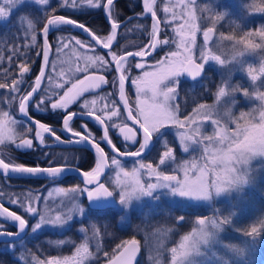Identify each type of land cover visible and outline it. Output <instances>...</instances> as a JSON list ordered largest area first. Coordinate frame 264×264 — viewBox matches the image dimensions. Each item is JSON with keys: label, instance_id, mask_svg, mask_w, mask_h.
Listing matches in <instances>:
<instances>
[{"label": "snow or ice", "instance_id": "snow-or-ice-1", "mask_svg": "<svg viewBox=\"0 0 264 264\" xmlns=\"http://www.w3.org/2000/svg\"><path fill=\"white\" fill-rule=\"evenodd\" d=\"M115 2L116 0H60L58 6L53 8L51 0H0V22L8 23L16 14L19 26L14 40L23 41L19 44L13 43L11 54L8 56L9 61L14 58L19 60L16 65L19 79H12L11 87L7 82L0 83V89L9 90L11 99L7 102L18 103L22 119L18 121L13 119L9 112H0V145L11 141L15 145L14 150L24 153L41 151L46 161V164L27 165L16 162L15 158L0 152V177L8 181L13 176H38L53 183L66 172L74 171L82 177V186L78 184L55 189L61 197L59 206H56L55 202L48 203L51 193L49 196H43L29 190L27 193L16 194L5 192L3 187H0V220L4 221L0 223V238H9L13 248L16 247V242H20L22 250L18 257H14L16 264L21 261L29 264V256L31 264H88L90 259L98 261L99 254L103 251L99 241L107 231V226L102 230L98 222L107 220L111 209H119V222L123 228L134 211H141L145 217L160 214L161 209L156 206L163 198H167L169 207L164 211L169 216L172 212L179 211V215L171 218L176 225H182L188 219L184 209L200 208L204 204L212 206L218 198L227 197L231 200L235 194L237 199L231 204L235 211L229 210L225 214L224 210L215 208L211 216L197 215L192 221L191 230L180 236L170 248L165 247V241L175 229L161 227L157 228L155 233L160 237L158 257L167 252L170 264H208L213 258L217 264H234L232 259L220 254L218 247L223 248L231 257L243 259L246 253L254 252L259 239H264L262 218L250 228L235 229L243 237L242 242L225 243L222 240V234L234 225L239 212L238 203L244 198L246 188L254 186L257 181L254 163H259L261 169H264V91L259 90L264 87V80H261V77H264V57L261 58L258 70L251 64L245 68V61L242 59L248 53L264 51V25L245 31L242 35L220 33L219 39L232 42V49L230 53L225 54L221 48L218 54L209 42L213 40L217 31L216 25L224 18V14L215 13L208 6L200 8L196 0H177L171 6L165 4L164 23L173 26L175 36L160 39L162 21L156 8L157 0H143L142 13L129 17L128 23L140 16L150 15L152 29L148 34V43L136 45L138 50L135 51L128 50L127 47L122 51H115L113 49L119 29L125 27V22L119 18V14L113 12ZM249 7L253 12L264 13V0ZM60 9L103 11L110 26L107 39H101L94 30L71 16L57 14ZM198 11L207 12L208 15L198 16ZM36 12L42 15L37 16ZM169 15L170 20L167 19ZM203 20L209 21V26L203 29L204 44L197 58L192 52L196 33L200 30V21ZM41 21L43 27L38 32L37 27ZM64 26L82 30L91 39L59 35L54 43L51 42L50 33L62 31ZM236 27L239 28V25ZM143 29L144 26L137 23L127 30ZM21 30L22 36L19 35ZM41 33L42 47L38 43ZM256 38H259V42ZM2 39L7 37H0V40ZM172 43L176 45L177 50L169 51L156 62L159 70L144 71L147 63L145 58L150 57L157 48ZM97 46L107 49V53L96 54ZM33 48H39L36 55L42 56L43 62L33 83L29 85L30 90H24V77L31 71L29 52ZM53 48L58 58L62 54H68L70 49L73 50L76 66H69L67 72L61 71L55 76L50 74L47 69ZM88 52L93 54L88 55ZM133 61L134 67L142 72L141 76L135 78L131 75ZM209 62H215L224 68L229 65L238 66L247 72L252 86L256 89L254 92L239 85L234 86L225 79L217 86L215 98L220 104L227 103L238 92L248 98L254 95L261 101L258 121L251 117L250 113L241 112L238 118H234L230 108L220 112L215 106L206 104H198L191 114L181 117L179 104L173 103L179 97V77L186 74L195 82L197 78H202ZM51 67L55 72L54 61L51 62ZM4 71L7 74L11 70ZM111 71L117 73L111 81L116 91L106 93L102 97L105 101L103 107L97 110V98L85 99V93L96 92L108 84L105 74ZM45 79L49 85L47 88L43 87ZM128 80L136 86L135 109L130 105L125 93V82ZM41 92L43 94L37 99ZM117 92L119 100L113 99ZM80 101H83L80 111L73 112L70 106ZM121 103L123 108L119 107ZM34 111L62 113L60 134L56 128L36 119ZM100 112L104 113L103 117ZM77 117L82 120L86 117L94 118L98 125L104 126L103 135L97 139L89 130L87 122L82 123L79 130L73 128ZM128 121H131L132 127ZM209 121L213 131L211 134H204L201 126ZM231 124H235V128L230 127ZM17 126L23 129L19 134L16 132ZM117 128L127 150L122 151L109 135L111 130ZM169 128L178 130L177 139L185 153L192 149L199 150L200 155L177 164L174 149L165 138V132ZM48 140H51V143H48ZM158 142L164 149L159 154L158 162H146L144 157ZM102 143L110 147L111 155L101 147ZM58 146L90 147L95 150L97 163L90 171H82L78 165L69 164L68 155L64 156L61 163L51 152L43 151L45 148ZM132 147L135 148L134 151L131 150ZM121 157L136 158L135 166L130 170L126 169ZM172 165L176 166L171 167ZM106 169L115 170V178L109 184L101 182V176ZM180 173H183V178ZM145 175L149 177L148 180L143 179ZM81 198H86L87 207ZM41 201L47 206L42 208ZM6 204L9 206H5ZM10 206L18 210H11ZM76 217L80 219L77 220ZM32 220H35V223H32ZM5 223H11L16 231L8 230ZM74 224L79 225L78 231L83 234V239L75 245L70 256L39 259L31 249L24 246L23 238L28 235L29 229L31 238L36 239L45 232L59 234L70 230ZM68 242L63 239L47 241L49 245L57 247ZM93 242L95 252L91 250ZM139 252L140 242L133 236L117 244L111 253L103 251V256L105 264H134ZM149 259L154 258L150 256ZM154 264H161V259L155 258ZM244 264H247V261Z\"/></svg>", "mask_w": 264, "mask_h": 264}, {"label": "rangeland", "instance_id": "rangeland-1", "mask_svg": "<svg viewBox=\"0 0 264 264\" xmlns=\"http://www.w3.org/2000/svg\"><path fill=\"white\" fill-rule=\"evenodd\" d=\"M59 2L60 0H51L52 7L53 8L57 7ZM176 2L177 0H162L161 2H159L160 3L159 12H160L161 21H162L161 23L162 38H164L165 36H167L168 38H173L175 36L173 26L171 24L164 23L166 17L163 12V7L165 6V4H168L169 6H171L172 4ZM196 3L200 8H204L205 6H208L212 8L213 12L224 14V18L221 19L219 23L216 25L217 31L213 36V40L209 42L213 50H216L218 54L221 48L224 50L225 54L230 53L232 49V42L222 41L219 39L220 33H223L224 35H230V34H241L242 35L243 32L245 31L255 30L256 28L264 25V13L253 12L252 9L249 7V5H252L254 3L259 4L260 0H196ZM63 10H66L67 12L70 11V9H63ZM176 10L180 11L181 9H176ZM35 15L40 16L42 15V13L36 12ZM197 15L207 16L208 13L207 12L201 13L198 11ZM167 19L170 20L171 16L169 15ZM237 25H239V28L236 27ZM208 26H209V21L207 20L200 21V30L196 33V41H195V45L193 47V52H192V54L197 58L200 56V52L204 44L201 40L203 29ZM26 27L27 25L25 23L24 28ZM256 40L257 42H259V38H256ZM176 50H177L176 45L174 43L163 46L162 51H161L162 54L157 61L161 60L165 56V54L168 53L169 51H176ZM81 52H84V50H81ZM87 54L89 55L90 53H87ZM262 57H264V51H261V50H257L256 53L246 54L244 57H242V59L245 61V68H247V66L251 64L254 68L258 70L260 67V61ZM52 61L56 63L55 72H53L51 63L49 67L50 71L48 70V72L50 74H53L54 76L56 74H59L61 71L67 72L69 66L73 68L76 66L75 53L71 49L69 50L68 54H62L59 58L57 56L53 57L51 62ZM156 62L146 65L144 71H148V72L158 71L159 69L156 67ZM81 66H83V59L81 60ZM229 69H231V71H229ZM205 72L203 73V76H202L203 80H201L200 82L197 81L195 84L194 83L189 84V87H188V88L194 87L195 85L202 84V83H209V82L214 83V88L210 93V100L208 102H200L198 104H206L209 106H215V108L220 112H223L226 108H230L232 116L234 118H238L241 112L250 113L251 117H255L256 121L259 120V109H260L261 101L256 99L254 95L251 98H248V97H245L242 92H238V93H235L234 97L232 99H229L227 103L222 102L220 104L217 103L216 98H215V93L218 90L217 86L221 85L223 80L225 79L229 80V82L234 86L239 85L242 88H248L250 92H254L256 89L252 86L251 79L247 75L246 71L241 70L238 66L234 67L232 65H229L227 68H224V67L217 65L215 62H209V64L206 66ZM131 75L133 78L139 77L142 75V72L141 70H138L137 72H134ZM3 79H6V78L4 77ZM179 80L180 81L182 80L181 76L179 77ZM261 80H264V77H261ZM0 83H3V82H0ZM259 83L260 81L257 82L258 85ZM9 87H10V84H9ZM28 87H26L25 90H27ZM47 87H49V85L46 80L44 88H47ZM127 89L130 95L131 106L133 107V109H135V106L137 103V92H136V86H134L131 83V80H128ZM259 90L264 91V87H260ZM8 91L9 90H7L6 93H8ZM6 93H5V96H6L5 99L8 98L7 96H9ZM42 93L43 92H41V94ZM99 96H101V94H96V96H94L95 98H97V105H96L97 110L103 107V104L99 102L100 100ZM93 98H90L88 100H92ZM5 99H4V103L6 102ZM141 99H143V97H141ZM233 99L235 101L234 103H233ZM173 103L178 104V101H174ZM197 105H195L194 107H196ZM194 107H192V109L184 116H188L189 114H191ZM0 112H8V111L7 110L5 111V109L0 108ZM15 113L16 111L14 110L11 111V113L9 112V114L12 116L13 119H16L19 121L20 119H18L15 116ZM184 116H182V118ZM241 123H243V121H241ZM201 127H202V131L204 132V134H211L213 131V127L210 121L205 122ZM230 127L235 128V124H231ZM16 132L19 134L20 132H22V130H19L17 126ZM177 132L178 130L175 128H169L165 132V138L168 141H170V138H171L172 141H174L176 145L177 153H175L174 151V155H175L177 164H180L186 160H191L194 157H198L200 155L199 150L193 151L192 149H190L189 152L187 153L183 151L182 147L180 146L179 140L177 139ZM11 143H12L11 141H6L5 144L0 145V148L3 147L4 145L5 147L9 146ZM155 146L156 148H162V150L160 149L159 154L163 152L164 149L159 142L156 143ZM52 154H53V157H56L59 160H64V156L69 155V152H67V150H59V151H55ZM159 154L155 157V162H158ZM149 156H152V155H149ZM123 164L126 169L130 170L135 166V159L124 161ZM175 166L176 165H172L171 167H175ZM253 167L257 170V181L254 186L246 188L245 193H244V198L239 201L238 203L239 212H237V215L235 217L234 225L232 227L227 228L226 232L222 234V240L225 243L242 242L243 237L237 231H235V229L250 228L253 225V196L255 197L256 195H259L264 200V197H263L264 194L260 193L262 191V188H264V169H261V166L259 163H254ZM165 170L167 171L168 169H165ZM180 177L183 178V173H180ZM114 178H115V170L109 169L107 172V175L104 178V183L109 184L111 183V180H113ZM143 179L148 180L149 177L145 175ZM152 179L154 180V177ZM58 187H64V186H60L56 183H50L44 186L42 189L40 188V189L31 191V192L34 194L43 195V196H49V193H51L48 203L53 204V202H55V205L59 206L61 197L55 191V189ZM67 187H71V186H67ZM27 192H29V190H22L18 194L27 193ZM253 193L255 195H253ZM236 199L237 198L234 194L231 200H229V198L227 197L218 198L215 204H213L212 206H208L207 204H204L200 208L184 209L183 211L187 214L188 219L182 225H176L174 223V220L171 217H174L175 215H179L180 212L179 211L172 212L171 216H169L164 211V209H167L169 207V205L166 202L167 198H163L161 203L156 206L157 208L161 209L160 214L158 215L153 214V215L145 217L141 211H134L130 214L128 221L126 222V226L123 228L127 229L128 224L131 223L130 222L131 220L141 223L135 229V235L138 237V240L140 242V247H141V253H142V257H141L142 263L141 264H154L155 258L161 259V264H170V256L167 254V252H165L162 257H158V252L160 250L159 249L160 237L155 234L157 228L171 227L175 229L170 234L169 238L165 241V247L170 248L173 246V244L176 241L179 240L180 236H182L183 234H186L187 232L191 230L192 221L197 216L195 212L201 215L200 212L207 211V214H204V215L211 216L213 209L220 208L224 210L225 214H227L229 210H232V211L236 210V209L231 208L232 202L236 201ZM82 203L84 204V201H82ZM40 206L44 208L47 205H45L44 202L41 201ZM84 206L87 207L85 204ZM112 210L113 211L110 210V213L111 212L114 213L113 220H112L114 221L113 226L117 228H122L119 222L120 215H121L119 209H112ZM132 215L134 217H132ZM243 218H246V219L242 220ZM76 219L79 220L80 218L76 217ZM109 220L111 221V219ZM111 222H109L108 220H104V219L98 222V226H100L102 230L105 225L107 226V231L103 233L102 238L100 239L99 243L103 251H107L109 253L112 252V250L116 247L117 244H120V242L116 243L112 247L111 252L107 250L108 249L107 246L108 244H110V241L111 240L113 241L115 239V236H113L114 231L112 229ZM32 223H35V220H33ZM78 227H79L78 224H74L70 230L63 231L59 234H56V236H60L61 234H67L68 236L66 238L64 237L61 239L69 241L68 243L64 245H60L58 247L54 245H49L47 243V241L51 239H48L47 237H41L40 242L41 243L44 242L43 244H46L47 246L56 250L57 252L55 253L51 254V252L49 253V249L43 250L42 248H39L41 247L40 243H35L33 245V248H29L28 247L29 241L32 239L30 229H29L28 235H26V237L24 238V246L27 249H31L32 252H34L38 256L39 259H46L51 256H59V257L70 256L72 255L74 251L75 245L79 244L83 239V234L78 231ZM52 234H55V233H52ZM0 249L3 250L4 252L9 253L7 257H3L0 260V264H16L14 257L19 256L22 250V246L20 242H16V247L13 248L11 242H8L5 244H2V246H0ZM91 250L95 252V242H93ZM217 250L220 252L221 255H225V258L232 259L234 264H244L245 261H247V264H256L257 261L260 262L261 264H264V260L263 262H261L259 258L257 259V254L255 251L246 253L243 259H238V258L231 257L229 254H226L223 248L218 247ZM103 251H101V253L99 254L100 258L98 261L96 259H90L88 261V264H98L102 262L103 260H105L103 256ZM150 256L153 257L154 259L150 260L149 259ZM28 259H29V264H31V256H29ZM20 264H24V262L21 261ZM208 264H217V262L213 258L211 261L208 262Z\"/></svg>", "mask_w": 264, "mask_h": 264}, {"label": "flooded vegetation", "instance_id": "flooded-vegetation-1", "mask_svg": "<svg viewBox=\"0 0 264 264\" xmlns=\"http://www.w3.org/2000/svg\"><path fill=\"white\" fill-rule=\"evenodd\" d=\"M161 1L162 0H157V5H156L157 11H158V15H159L160 19H161V15H160V12H159V7H160V3L159 2H161ZM142 5H143V0H116V2L114 3L113 12L114 13H118L119 14V18L121 20H123L126 17L129 18V16L133 17V16H136L137 14L142 13V11H143ZM87 10H89V9H87ZM83 13L84 12H80V10H76V11L70 10V11L67 12L66 10L60 9L57 14H61V15H65V16H71L72 18H75V17L82 18L83 16H81V15H83ZM84 17L87 19V21H84V22L80 21V22L84 23L90 29L94 30V32L101 39H105L106 40L107 36L109 35V32H110V26H109V24L106 22V20L104 18L103 11H101V10H89V13H86ZM128 18L125 19V21H124L125 22V27L119 29V34L117 36V42L115 43V46H114V49H113L115 51H122L123 48H125V47H127L128 50L135 51V50H138L136 45H141V44L148 43V40H149V35L148 34L151 32V21H150V19L148 17H139L137 19H132L131 23H128ZM137 23L142 24L144 26V29L143 30H135V31H128L127 30L129 28H132V26L137 24ZM74 33H76V32H74V31H72V30H70V29H68L67 27L64 26L62 31H52L50 33V41L54 43L56 37L59 36V35H71V36H74V37L79 38V39L88 40L85 37L81 36L80 34H78V33L74 34ZM161 35H162V32H161V25H160L159 38L163 39ZM39 45H40V43H39ZM162 47L163 46L157 48L152 53V55L150 57L145 58L146 61H147L146 65H149L150 63H155L159 59V57L162 54L161 53ZM84 51H86V50H84ZM107 51H108L107 49H100V48L97 47L96 54L103 55V54H106ZM88 53H90L89 55L93 54L92 52H88ZM55 56H56L55 49L53 48L52 52L50 54V63H51V60L53 59V57H55ZM38 59H39V56H38ZM109 59H110V57H109ZM136 59L139 60L138 57ZM134 64H135V61H133L131 74L134 73V72H137L139 70V69H136L134 67ZM49 67H48L47 71L49 70ZM37 68H38V65H37ZM36 72H37V69H36ZM26 75H28V74H26ZM105 75H106V79L109 81V83L104 85V86H102V89L97 90L96 92L85 93V97H84L85 99H90V98H93L94 96H96V94H101V96H99V99H100L99 102H101L104 105L105 101L102 99V97L106 93H110V92H115L116 91L115 89H113L112 84H111V81H112L113 77L116 76L115 75V71H111L109 73H106ZM31 81H32V79H31ZM45 81H46V79H45ZM45 81L43 82V87L45 85ZM189 83H193V82H189ZM127 88H128V81L125 82V93H126L128 99L130 101V95L128 93V89ZM42 94L39 93L37 95V99H39V95H42ZM113 99L119 100L118 92L113 97ZM81 103H83V101H80L79 103H77L75 105H71L70 106L71 110L73 112L80 111V104ZM17 105H18V103L15 104L16 108L14 109V111H16L15 116L18 119L21 120V118H19L17 116ZM130 105H131V103H130ZM119 107L121 108V104L119 105ZM56 114H59V118H57ZM33 115H34V117L36 119H39L41 122L47 123L50 126L56 128L57 129V133L60 134L61 129H62V122H61L62 121V113H52L51 111H47V112H35L34 111ZM100 115L103 117L104 113L100 112ZM84 122H87L89 130L93 133V135L97 139H99L101 137L100 129L97 126V124L95 122H93L92 120H90V119H83L82 120L81 118H75V121H74L72 126H73V128L79 130L80 125L82 123H84ZM128 124H129L130 127H132V125L129 123V121H128ZM18 128H19V130L23 131V129H21L20 127H18ZM117 129L111 130L109 135L113 139L114 143L122 151L127 150L125 148V143L120 139V137L118 135L115 134ZM65 135H67V134H65ZM50 142H51V140H48V143H50ZM101 147L104 148L106 153H109L111 155V153L104 147L103 144H101ZM129 147H131V145H129ZM137 147H138V145H137ZM14 149H15V147L11 143L9 146L5 147V145H4L3 147H1L0 148V152L6 153V154L10 155L11 157L15 158L16 162L26 161V160L30 159V155H28L29 154L28 152L24 153V152L17 151V150H14ZM155 149H156V146L153 147L152 150L146 156L153 155V153H155ZM59 150H67V152H69V155H68L69 156V161L68 162H69L70 165H74V166H76V165L83 166L84 165V166H87V164L89 162L87 153H90V152L85 150V149H83V148H78V147H51V148L43 149V151H49L51 153H54L55 151H59ZM131 150L134 151L135 148L132 147ZM35 153L37 154L36 156H38L40 158L43 157L42 154H41V151H36ZM157 154H159V151H158ZM90 155L93 158L91 153H90ZM42 159H44V157ZM132 159H136V158H130V159L122 160V161L124 162V161L132 160ZM63 161L64 160H60L61 163ZM108 170H107V172H108ZM71 177H73V176H67V175L62 176L55 183L60 185V186H64V187L73 186L76 183H75L74 180H72L73 178H71ZM23 180L24 179L11 178L8 181H4L3 178L0 177V181L3 183V185H5V186L10 188L9 192H13V193H16V194L20 193L22 190L34 191V190H37V189H40V188L42 189L47 184L53 183V182H50L48 179L47 180H42V179H34V180H32L31 179V180H28L27 183L21 182ZM82 201H84V204L87 206L85 198H82ZM5 206H9V205L6 204ZM10 209L11 210H18L17 208L12 207V206H10ZM111 211H113V210L111 209ZM113 216H114V213L111 212V215L108 218L111 219V221H112ZM108 218H107V220L110 222V220ZM0 223H3V222L0 221ZM5 227L8 230H10V231L12 230V227L7 225V224H5ZM45 233H47V232H45ZM60 236L62 238H64V237L66 238L68 235L67 234H61ZM113 236H114V234H113ZM8 242H10V241L0 242V246H2V244L8 243ZM35 243H36L35 239H31L29 241V246L28 247L29 248H33V245ZM43 243L44 242L40 243L42 245L39 248H42L43 250L49 249V252L50 251H54L53 248H51V247H49V246H47L46 244H43ZM8 255H9V253L4 252L3 250L0 249V260L3 257H7Z\"/></svg>", "mask_w": 264, "mask_h": 264}, {"label": "trees", "instance_id": "trees-1", "mask_svg": "<svg viewBox=\"0 0 264 264\" xmlns=\"http://www.w3.org/2000/svg\"><path fill=\"white\" fill-rule=\"evenodd\" d=\"M80 12H84L82 18H73V19H77L79 21H87V19L84 17L86 13H89V10L87 9H83L80 10ZM72 18V17H71ZM43 23V21H41V23L38 25L37 27V31L39 29V27L41 26V24ZM18 23H17V15L14 14L12 16V20L8 23H3L0 22V37H7V39H2L0 40V82H7L8 84H10L11 87V80L12 79H19V76L17 75L18 73V68L16 67V65L19 63V60L17 59H13L12 61L8 60V56L11 54L10 53V48L12 46L13 43H23L22 40H14V36L17 34V27H18ZM76 34V33H74ZM20 36L23 35V30H21V32L19 33ZM39 43V40H38ZM39 50V48H33L30 52H29V56H30V60H31V71L28 73V75H26L24 77V79L26 80V83L23 85V88L25 89L26 87H28L31 83V79L34 77V74L36 73V69H37V65H38V56L36 55V52ZM4 69H10L11 71L7 74H5ZM206 73V72H205ZM6 79H3V78ZM201 80H203L202 78L198 81L200 82ZM30 81V82H29ZM180 88H179V97H178V104L180 107V115L181 117L186 115L191 109L192 107H194L195 105H197L200 102H208L210 100V93L214 88V83L213 82H209V83H202V84H198L195 85L194 87H189V83L186 80H181L180 81ZM194 84L196 82H193ZM8 89H0V101H3L2 103H0V108L5 109V111L7 110L8 112L11 113V111H13L15 109V104L16 103H12L9 104L7 101L11 99V96H7L8 98H6L5 93ZM8 94V93H6ZM4 99H5V103H4ZM57 118H59V114H56ZM170 145L173 147L175 153H177L176 150V145L174 143V141H172V139L170 138L169 141ZM160 149L162 150V148H156L155 149V153H153L152 156H146L144 159L146 161H155V157L158 155V151H160ZM30 155V159L26 160V161H20L23 162L27 165H34L35 163H45L44 159H42L43 157H38L36 156L37 154L35 152H28ZM88 155V159L89 162L87 164V166H79L83 169H87L89 167H91L92 163H93V158L91 157L90 153H87ZM73 178L72 180L75 181L76 184L81 185L77 179L75 177H71ZM28 180L31 179H24L23 183H27ZM34 180V179H32ZM0 187H3L5 192H9L10 188L3 185V183L0 181ZM260 193L264 194V188H262V191ZM253 195H255L253 193ZM263 196V195H262ZM257 197V198H256ZM264 197V196H263ZM5 200H7V196L4 197ZM255 201V202H254ZM206 212V213H205ZM205 212H200L201 215L207 214V211ZM195 214L199 215L198 213L195 212ZM132 217H134L132 215ZM264 218V200L259 196L256 195L255 197L253 196V224H257L259 219ZM246 218H243L242 220H245ZM113 220V219H112ZM111 222V221H110ZM131 223L128 224L127 229L126 228H117L114 227V221L111 222V226L113 229V234L115 236V239L112 241H110V244H108V249L111 252L112 247L116 244V243H121V241L132 238L133 236H135V238L138 240V237L135 235V229L137 226H139V224H141L140 222H136V221H130ZM136 223V224H134ZM41 237H47L48 239L51 240H60L62 237L61 236H56L55 234L52 233H43L40 234L38 238L35 239L36 243H41ZM110 239V238H109ZM108 241V240H107ZM139 241V240H138ZM113 242V243H112ZM42 245V244H41ZM40 245V246H41ZM257 254V259L259 258L261 260V262H263L264 260V239H259V243L257 244L255 250H254ZM51 254L55 253L56 251H50ZM49 252V253H50ZM142 253L141 256L139 258V260L135 263V264H141L142 263ZM256 264H261L260 262L257 261Z\"/></svg>", "mask_w": 264, "mask_h": 264}, {"label": "water", "instance_id": "water-1", "mask_svg": "<svg viewBox=\"0 0 264 264\" xmlns=\"http://www.w3.org/2000/svg\"><path fill=\"white\" fill-rule=\"evenodd\" d=\"M142 8H143V5H142ZM103 13H104V12H103ZM59 15H61V14H59ZM129 17H131V16H129ZM140 17H143V16H140ZM147 17H148V18L150 19V21H151V17H150V15L147 16ZM104 18H105V13H104ZM127 18H128V17H126L125 19H127ZM125 19H123L122 21H125ZM105 20H106V19H105ZM106 22H107V20H106ZM107 23H108V22H107ZM108 24H109V23H108ZM42 27H43V23L41 24V26H40L38 32L41 31ZM65 27L69 28L70 30H72V31H74V32H76V33H78V34H80L81 36L85 37V38L88 39V40L91 39V37L87 36V34H85L82 30H79V29L73 28V27H71V26H65ZM151 29H152V21H151ZM201 40H202V42L204 43L203 33H202V36H201ZM39 43H40V46L42 47V43H43L42 33H41V37L39 38ZM97 47L100 48V49H104V48H102V47H100V46H97ZM42 62H43V58H42V56H39V59H38V68H37V72H36L35 76L39 73V70H40V68H41V66H42ZM113 66H114V65H113ZM115 75H117L116 72H115ZM35 76H34L33 79H32V83H33V81H34V79H35ZM181 77H182L183 80L193 81L192 78L189 77V76H187L186 74H182ZM199 79H200V78H197V80H199ZM32 83H31V84H32ZM28 90H30V89H28ZM118 97H119V94H118ZM121 108H123V104H122V103H121ZM76 112H77V111H76ZM124 115L126 116V113H125ZM17 116H18L19 118L22 119L21 114L19 113L18 105H17ZM77 118H79V117H77ZM84 119H90V120H92L93 122H95L94 118H87V117H86V118H84ZM61 122H62V121H61ZM95 123H96V122H95ZM129 123L132 125L131 121H129ZM96 124H97V123H96ZM97 126L99 127L100 132H101V136H102V135H103V131H104V126H100V125H98V124H97ZM137 127H138V126H137ZM115 134L118 135V136L120 137V139L123 141V137H122V135L120 134L119 129H117V131H116ZM123 142H124V141H123ZM50 143H51V142H50ZM102 144H103L104 147H105V148L111 153V149H110V147H109L106 143H102ZM13 146L15 147L14 144H13ZM58 147H65V146H58ZM68 147H78V148H83V149L89 151V152L92 154L93 159H94V165H93V168L95 167V165H96V163H97V159H98V157H97V155H96L94 149H90V147H85V146H68ZM111 154H112V153H111ZM130 158H133V157H121V160H126V159H130ZM72 166H74V165H72ZM79 168H80V167H79ZM80 169H81L82 171H90V170H91V169H90V170H84V169H82V168H80ZM107 170H108V169H106L105 172L102 174V176H101V182H102V179H103V177L105 176ZM65 175L75 177V178L77 179V181H79V183L82 185V177H81L77 172H74V171H73V172H66L65 174H63V176H65ZM61 177H62V176H61ZM61 177H60V178H61ZM12 178H16V179H46V178H44V177H38V176H36V177H34V176H13ZM60 178H58V179H60ZM85 200H86V198H85ZM86 204L88 205L87 200H86ZM0 221L4 223L3 220H0ZM5 224H7V225H9V226L12 227V230H11V231H16V228L13 227L11 223H5ZM129 239H131V238H129ZM3 241H9V238H7V237L0 238V242H3ZM140 252H141V249H140ZM140 252L138 253V255H137V257H136V260L134 261V264L138 261V259H139V257H140ZM99 264H105V261H103V262H101V263H99Z\"/></svg>", "mask_w": 264, "mask_h": 264}]
</instances>
